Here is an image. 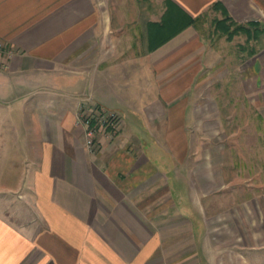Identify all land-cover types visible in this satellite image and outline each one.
<instances>
[{"label": "crops", "instance_id": "0c3cea01", "mask_svg": "<svg viewBox=\"0 0 264 264\" xmlns=\"http://www.w3.org/2000/svg\"><path fill=\"white\" fill-rule=\"evenodd\" d=\"M170 3L222 19L219 3L235 23L259 24L264 44V0H0V111L23 103L38 135L26 186L0 185L31 189L29 206L0 202V264H201L211 176L191 164L188 126L204 73L227 55L191 28L165 42ZM99 108L119 128L91 152L78 113ZM173 169L199 172L185 182L196 203L172 193Z\"/></svg>", "mask_w": 264, "mask_h": 264}, {"label": "rangeland", "instance_id": "374dc122", "mask_svg": "<svg viewBox=\"0 0 264 264\" xmlns=\"http://www.w3.org/2000/svg\"><path fill=\"white\" fill-rule=\"evenodd\" d=\"M201 17L196 27L188 28L197 30L209 48L220 49L227 56L213 60L211 63L215 67L204 73L200 107L195 111V120H191L188 126L194 148L191 164L202 169V174L211 176L205 185L209 189L201 190L211 193L201 201L205 218L202 224L206 225L202 243L195 235L198 256L202 247L201 264H264L262 33L256 27L219 22L213 13ZM241 53L244 55L240 56ZM23 109V103H15L0 111V118H4L6 123L0 121V134H3L0 136L1 186L12 185L16 180L26 186L29 179L32 163L28 147L38 135L34 132V112L30 109V117L25 120ZM78 114L86 113L81 109ZM116 123L115 129L106 127L104 132L111 135L118 130V115ZM169 162L167 167L171 169L174 164ZM180 175L184 176L183 170L165 172L172 193L180 197L185 195L191 203H196L194 191L188 198L185 182L196 183L199 172L191 170L186 179ZM1 186L0 202L4 207L13 210L14 203L16 207L31 205L25 195L31 190L28 187L22 192L14 188L12 191L17 193L13 194ZM188 221L198 223L195 216H190ZM187 264H194V260Z\"/></svg>", "mask_w": 264, "mask_h": 264}, {"label": "built area", "instance_id": "2783aa9c", "mask_svg": "<svg viewBox=\"0 0 264 264\" xmlns=\"http://www.w3.org/2000/svg\"><path fill=\"white\" fill-rule=\"evenodd\" d=\"M6 49L4 44L0 42V51ZM8 55H11V50H7ZM98 114L95 115V112L91 114H84L79 116L80 124L85 128L86 135V146L89 151L92 152V145L95 144L96 140L98 141L101 136L110 137V134H106L104 129L106 127L115 129L117 122V113L112 110H104L99 108L96 111ZM114 132V131H113Z\"/></svg>", "mask_w": 264, "mask_h": 264}, {"label": "trees", "instance_id": "16d2710c", "mask_svg": "<svg viewBox=\"0 0 264 264\" xmlns=\"http://www.w3.org/2000/svg\"><path fill=\"white\" fill-rule=\"evenodd\" d=\"M174 8L175 6L170 3L168 4V7L165 11V42L177 35L178 33L182 32L183 30L187 29L188 27H196L198 23H200L202 18L201 16L197 18H190L185 14L183 15L182 13H176L174 11ZM213 10L219 11L222 15H224L222 19L218 20L219 22L225 21L235 24V22L227 15L226 11L219 3L213 5ZM247 26L251 28L256 27L261 31V29L259 28V24L257 23H253Z\"/></svg>", "mask_w": 264, "mask_h": 264}]
</instances>
